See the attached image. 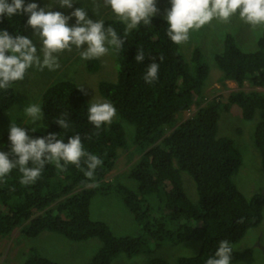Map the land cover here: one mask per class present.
<instances>
[{"label": "trees", "instance_id": "1", "mask_svg": "<svg viewBox=\"0 0 264 264\" xmlns=\"http://www.w3.org/2000/svg\"><path fill=\"white\" fill-rule=\"evenodd\" d=\"M104 21L123 38L121 48L112 49L116 79L99 83L100 94L114 105L119 120L95 127L87 118L89 103L81 88L63 78L41 95V127L30 133L36 137L57 133L65 143L78 134L86 151L99 156L103 164L88 178L83 160L79 167L69 164L63 171L49 163L30 185L21 184L22 174L13 169L0 179V238L20 228V240L35 239L43 232L74 242L99 239L101 246L88 264H112L120 254L133 258L153 253L166 243L198 240L200 251L178 257L177 264H205L221 240H229L234 247L263 220L264 194L247 198L237 187L233 178L243 164L242 153L234 139L219 137L218 132L221 114L233 106L241 109L246 121L258 116L253 135L264 166V92L242 89L246 83L264 88V30L250 53L240 50L230 34L224 37V49L214 58L222 73L220 82H235L239 90L208 100L205 89L210 71L201 51L195 49L187 59L181 44L168 38L163 18L155 16L127 34L120 20ZM0 28L30 38L22 14L0 19ZM139 51L144 53L142 62L135 61ZM153 62L159 64L158 79L146 83L143 77ZM98 68V61H87L89 71ZM19 82L0 90V117L14 106ZM192 106L197 107L195 114L181 121L182 113ZM60 118L67 121V128L56 124ZM124 122L134 127L132 143L141 155L128 175L138 187H115L139 224L138 236H117L108 224L91 217L93 197L113 188L115 181L105 182V178L116 165L119 149L129 146ZM0 147L9 150L8 132L0 137ZM182 173L194 179L198 204L186 194ZM251 255V249L239 252L234 248L232 264ZM25 264L59 263L32 248ZM149 264L168 263L155 258Z\"/></svg>", "mask_w": 264, "mask_h": 264}, {"label": "rangeland", "instance_id": "2", "mask_svg": "<svg viewBox=\"0 0 264 264\" xmlns=\"http://www.w3.org/2000/svg\"><path fill=\"white\" fill-rule=\"evenodd\" d=\"M41 7H44L48 0H36ZM74 8L85 7L88 15L95 19H115L111 10L106 6L105 0H74ZM170 7L169 0H157L159 9L157 17L164 19L165 10ZM54 11H62L65 15H70L73 9H60L56 7ZM23 15V14H22ZM27 20L28 17L23 15ZM119 20V19H118ZM70 23H75L72 18ZM30 38L34 39V31L29 26ZM263 26H252L245 23L238 15H233L228 20L213 19L209 24L201 29L192 30L189 38L181 43V52L188 59L195 49L202 53L203 61L210 71L209 79L205 89L208 100L217 96L226 97L230 91H238L239 87L235 82H220L221 71L215 63V55L224 49V37L230 34L234 37L237 47L245 53L255 51L259 36L263 33ZM34 39V43H35ZM37 47L39 44L37 43ZM60 67L55 70L47 68L41 70L30 69L25 79L19 82L15 88L17 98L10 111L0 117V137L8 132L11 118L25 120L22 114L23 106L29 102L40 104L41 95L50 84L59 79H70L82 88L83 95L88 103L92 99L107 101L99 92V83L103 80L114 81L116 79L117 68L112 48L107 53L98 58L99 68L96 72L87 69V61L80 57V50L72 46L57 54ZM246 92L253 90L264 92V88L252 87L246 83L242 88ZM225 100V99H223ZM197 110L196 106L181 115V121L192 117ZM116 115L114 120H119ZM259 117L253 121H246L242 116V111L238 106H233L229 112L221 114L219 121V137H230L235 140L243 156V164L235 174L233 180L241 192L247 197L264 194V166L260 151L254 143V129ZM31 125L35 128L37 124ZM126 140L129 146L119 149L118 159L114 169L106 176L105 182L112 183L113 188L107 193H98L91 202V217L94 220L105 222L117 236H138L141 229L138 222L125 206L123 198L116 191L117 184H123L130 189L136 190L138 184L129 178V171L140 159L141 155L132 143V136L135 129L128 123H123ZM183 185L186 194L194 204H198L199 196L194 179L187 173H182ZM92 186V185H91ZM90 186V187H91ZM99 239L74 242L67 238L50 232H43L35 239L20 240V228H16L9 236L0 238V264H25V260L32 248L37 249L40 256L48 258L59 264H88L96 251L100 248ZM201 248V241L192 240L179 245L163 244L153 253L143 252L140 255L128 258L125 254H120L112 264H149L155 258H162L168 264H177L180 256H195ZM235 250L244 252L252 250V255L244 257L239 262L233 264H264V207L263 220L259 227L250 230L246 236L234 246Z\"/></svg>", "mask_w": 264, "mask_h": 264}, {"label": "clouds", "instance_id": "3", "mask_svg": "<svg viewBox=\"0 0 264 264\" xmlns=\"http://www.w3.org/2000/svg\"><path fill=\"white\" fill-rule=\"evenodd\" d=\"M42 2V0H41ZM170 7L165 10L167 36L174 44H181L189 38L192 30L201 29L213 19L228 20L238 15L241 20L252 26H264V0H169ZM74 0H48L41 7L36 0H0V19L11 20L20 14L26 15L27 26L34 31V39L19 31L11 34L0 28V90H7L16 82L25 79L30 69L55 70L60 67L58 53L75 46L80 50L82 60L103 56L110 48L119 50L123 38L116 30L105 24L103 19L89 17L85 7L74 8ZM111 13L125 24V34L141 24H149L159 9L157 0H105ZM73 9L70 15L53 9ZM75 18V23L70 21ZM37 43L39 47H37ZM145 59L143 51L137 52L136 62ZM159 64L147 66L144 80L152 83L158 79ZM82 89V88H81ZM88 120L95 127L111 123L116 116V108L109 101L92 99L87 108ZM25 120H14L8 130L9 150L0 147V179L8 176L13 169L22 174L20 182L30 185L40 177L46 164L55 163L61 171L72 164L86 165L84 175L93 177L95 170L103 164L102 159L86 151L80 135L64 138L49 132L36 137L37 128L26 129L21 125L40 122L43 117L39 103L29 102L23 106ZM60 128H67L64 118L56 121ZM37 127H41L40 123ZM47 128V127H43ZM63 162V163H61ZM234 247L227 240H221L213 255L205 264H232Z\"/></svg>", "mask_w": 264, "mask_h": 264}]
</instances>
